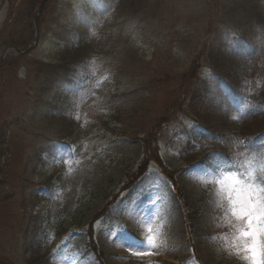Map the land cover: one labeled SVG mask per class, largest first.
I'll list each match as a JSON object with an SVG mask.
<instances>
[{"label":"rangeland","instance_id":"1","mask_svg":"<svg viewBox=\"0 0 264 264\" xmlns=\"http://www.w3.org/2000/svg\"><path fill=\"white\" fill-rule=\"evenodd\" d=\"M42 1L0 0V58L35 40ZM208 1L149 0L148 16L123 30L135 62L97 58L89 90L63 119L40 110L42 85L56 75L53 23L69 4L83 9L94 0H45L37 46L23 56L9 50L0 67V264H247L237 251L229 178L252 173L264 184V157L216 174L202 153L195 162L182 154L194 153L188 136L202 130L189 109L193 94L225 137L264 130V120L231 119L198 85L214 75L209 67L196 65L192 79L187 73L212 36ZM26 24L30 43H7ZM219 138L205 153L221 147Z\"/></svg>","mask_w":264,"mask_h":264},{"label":"trees","instance_id":"2","mask_svg":"<svg viewBox=\"0 0 264 264\" xmlns=\"http://www.w3.org/2000/svg\"><path fill=\"white\" fill-rule=\"evenodd\" d=\"M148 2L94 0L88 2L85 9L72 3L66 6L53 23L52 35L58 44L55 62L51 65L56 69V75L51 70V76L42 85L43 91L47 92L41 94L46 97L41 100L42 114L49 118L71 117L91 86V71L97 58L104 57L108 66L117 64L119 58L135 62L136 56L131 57L134 49L123 40V30L129 23L134 24L135 19L148 16ZM204 10L212 36L190 65L187 72L191 74L190 79L195 76L196 65L209 67L214 75L208 81L197 83L206 87L219 104L226 105V113L231 119L240 122L264 120V0H209ZM24 29L20 34L11 35L10 32L7 43L29 44L30 25L26 24ZM192 97L196 103L191 100L189 109L200 116L195 118L198 125L195 128L202 130L189 134L188 145L194 144V153L182 152L183 156L187 155L195 162L198 157L195 155L202 153L200 160L215 172L240 170L249 157L264 156L263 129L231 139L225 137L222 131L214 128L220 125L219 119L208 118L198 105L201 101L195 94ZM217 136L221 147L205 153L208 143L218 142ZM60 141L64 142L65 138ZM51 223L47 219L38 225L39 239L48 234L47 225Z\"/></svg>","mask_w":264,"mask_h":264},{"label":"snow or ice","instance_id":"3","mask_svg":"<svg viewBox=\"0 0 264 264\" xmlns=\"http://www.w3.org/2000/svg\"><path fill=\"white\" fill-rule=\"evenodd\" d=\"M229 179L228 202L231 216L238 225L237 251L246 253L243 259L247 264H264V184H258L252 173L243 179L235 176ZM220 183L223 194V181ZM151 243L149 238L148 244Z\"/></svg>","mask_w":264,"mask_h":264},{"label":"water","instance_id":"4","mask_svg":"<svg viewBox=\"0 0 264 264\" xmlns=\"http://www.w3.org/2000/svg\"><path fill=\"white\" fill-rule=\"evenodd\" d=\"M44 3H45V0L42 1V5H41L40 9L38 10V12L36 13V15L34 17V24H35L36 29H37V35H36L35 41L33 43H31L28 47H26L25 50H21V49L15 47V46L6 47L4 52L1 55V58H0V67H1V62H2L3 58L5 57L6 53L10 49H14L16 51V53H18L20 55H23V54H26V53H28L29 51H31L32 49L35 48V46L37 45V42L39 40V36H40V30H39V26H38V14L41 12Z\"/></svg>","mask_w":264,"mask_h":264}]
</instances>
